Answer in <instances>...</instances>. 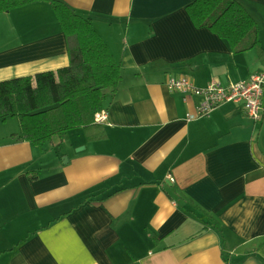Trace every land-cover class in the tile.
Segmentation results:
<instances>
[{
    "label": "crops",
    "instance_id": "0c3cea01",
    "mask_svg": "<svg viewBox=\"0 0 264 264\" xmlns=\"http://www.w3.org/2000/svg\"><path fill=\"white\" fill-rule=\"evenodd\" d=\"M64 1L92 19L123 80L107 92L106 121L43 146L0 121V264H264V111L256 121L227 102L189 120L202 98L166 84L227 86L264 71V0H237L260 29L259 47L239 54L195 26L193 0ZM36 8L5 16L14 31L0 82L69 65L63 31Z\"/></svg>",
    "mask_w": 264,
    "mask_h": 264
},
{
    "label": "trees",
    "instance_id": "16d2710c",
    "mask_svg": "<svg viewBox=\"0 0 264 264\" xmlns=\"http://www.w3.org/2000/svg\"><path fill=\"white\" fill-rule=\"evenodd\" d=\"M39 1L51 3L55 10L66 35L69 65L1 81L0 121L17 119L19 131L15 136L43 146L54 137L92 126L96 115L104 110L107 92L119 89L123 71L92 19L64 0H0V12ZM187 11L197 28L219 35L235 54L260 45L259 24L237 0H193ZM34 178L38 175L31 176ZM208 224L223 232L216 217L210 216Z\"/></svg>",
    "mask_w": 264,
    "mask_h": 264
},
{
    "label": "built area",
    "instance_id": "2783aa9c",
    "mask_svg": "<svg viewBox=\"0 0 264 264\" xmlns=\"http://www.w3.org/2000/svg\"><path fill=\"white\" fill-rule=\"evenodd\" d=\"M168 90L181 94L185 100L191 96L202 97L203 101L198 108L188 115L189 120L209 115L227 102L242 103L248 115L254 120L262 119L264 105V71L256 73L250 80L236 81L227 86L220 82H213L206 87H196L188 78L168 79ZM108 118L107 112L97 114L95 121L102 123Z\"/></svg>",
    "mask_w": 264,
    "mask_h": 264
},
{
    "label": "rangeland",
    "instance_id": "374dc122",
    "mask_svg": "<svg viewBox=\"0 0 264 264\" xmlns=\"http://www.w3.org/2000/svg\"><path fill=\"white\" fill-rule=\"evenodd\" d=\"M34 4H37L35 17L42 24H50L52 22H54V23L57 22L59 27H60V29H61V31H63L62 28H61V25H60V23H59V21L57 19L55 10H54L53 6L51 5V3L47 2V1H39V2H36V3H30V4H27V5L22 6V7L13 8V9H11L9 11H6V12H0V40L3 42V44H1V41H0V46H6L7 38H3V36L7 35V32L13 33V31H14V28L12 26H10V22H9V20L5 19V16L8 15V16H10V19H12L13 17L16 16V10L17 9H20V8H23V7L25 8L27 6L34 5ZM57 23H56V25H57ZM64 36L66 37L65 34H64ZM200 98H202V97H200ZM202 101H203V98H202ZM10 120H15L14 122L18 123V120L15 119V118H10ZM53 156L54 155H52V157Z\"/></svg>",
    "mask_w": 264,
    "mask_h": 264
}]
</instances>
